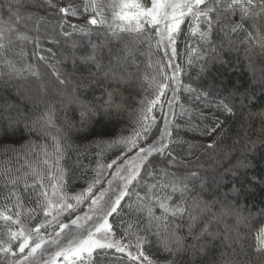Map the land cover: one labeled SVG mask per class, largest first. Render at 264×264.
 <instances>
[{"label": "snow or ice", "instance_id": "1", "mask_svg": "<svg viewBox=\"0 0 264 264\" xmlns=\"http://www.w3.org/2000/svg\"><path fill=\"white\" fill-rule=\"evenodd\" d=\"M29 5L58 8L63 16L77 15V9L58 7L55 0H44L42 4L39 0H3L0 3V72L5 78L24 72L39 75L32 65L9 58V54L23 56V46L31 42L30 28L39 24ZM89 7L93 14L88 23H105L104 19L98 21L96 18L103 16V6L91 0L90 4L86 2L85 12ZM107 7L112 9L110 35L122 42V48L109 53L108 71H104L95 51L84 58V63L94 65L97 72H103L105 80L126 82L133 74L125 66L136 63L141 45L148 43L151 47L152 40L158 38L156 46L163 47L167 58L166 65L157 62V72L162 79L153 76L148 80L153 97H145L141 101L142 107L129 135L114 142L122 146L120 154L104 163L102 152L96 153L95 166L91 168L94 175L87 181V187L78 193L68 195L64 191L68 169L61 163L65 159L62 138L53 136L52 145H37L29 141L27 151L5 148L6 159L0 164V185L3 188L0 199L4 201L0 209V264H60V258H63V264H100L109 256L114 261L126 256L129 264H177V258L187 253L189 247L196 248L201 239L214 235V224L222 223L227 217H234L237 224L246 219L239 206L241 186H235L231 194L224 196L219 191L205 193L203 188L197 190L194 185L189 186L190 178L197 173L180 176L169 170L179 159L173 149L176 141L171 126L177 116L183 117L187 113L191 118L195 112L202 117L204 110L211 109L222 113L225 118L234 117L237 103L244 109L253 105L257 97L247 90L242 92L236 85L232 91L225 86L223 92L215 85L205 90L194 88L182 81L181 77L186 72L184 66L176 61L178 37L183 33L181 25L185 23L189 25L190 38H196L198 45L189 46V67L194 61L204 60L200 53L207 49L203 45L216 52V39L220 40L221 48L238 50L237 45H240L250 61V54H254L257 48L264 53V0H150V4L147 0H111ZM149 30L153 35L148 34ZM35 55L46 62L42 53L36 52ZM212 60L223 62L219 56H213ZM113 63L123 69V74L111 67ZM152 66L149 63L148 67ZM53 74L67 89L70 78H65L55 68ZM168 91L171 92L170 97ZM181 91L198 102L194 108H186L180 102L178 93ZM162 97L168 111H163ZM158 105L163 112V127L157 123L159 118L155 115ZM21 119L24 117L18 114L9 128L14 130ZM40 119L46 125H52L50 113H44ZM213 120V126L201 133L216 136L207 144L208 149L216 147L226 123V119L221 120L215 113ZM35 130L29 129L30 132ZM133 152V156L127 155ZM33 156L35 160L30 161ZM76 163L84 168L86 174L88 166H84L82 160ZM229 170L238 174L233 169ZM249 183L255 186V179ZM85 204L87 211L83 216L77 215L82 211L80 206ZM61 217L68 222L65 223ZM26 224H34V227ZM117 227L121 228L120 233L116 231ZM49 228L56 237L51 241L45 240L43 235ZM225 228H228L227 224ZM62 234L64 241H59ZM190 240L194 241L191 245L187 243ZM240 241L238 236L233 244ZM49 244H55L57 250L50 252L45 247ZM146 244H154L157 254L165 259L158 262L147 255L144 251ZM242 252L245 256L243 264H264V229L258 232L255 244L249 243L247 251L242 249ZM116 253L121 256L116 257ZM46 254L48 258L44 259Z\"/></svg>", "mask_w": 264, "mask_h": 264}, {"label": "trees", "instance_id": "2", "mask_svg": "<svg viewBox=\"0 0 264 264\" xmlns=\"http://www.w3.org/2000/svg\"><path fill=\"white\" fill-rule=\"evenodd\" d=\"M43 2L44 0H39V3ZM55 2L58 7L77 9V15L63 16L58 12V8L29 5L39 24L30 28L28 34L31 42L23 46V56L9 54L11 59H19L24 65H32L39 75L33 76L24 72L5 78L0 72V164L6 159L5 148L17 152L27 151L30 147L29 141L37 145H52L53 136L62 138L65 144V159L61 163L68 169L64 191L73 195L87 187V181L94 175L91 168L95 166L96 153L102 152L101 159L104 163L110 162L120 154L122 146L114 142L129 135L142 107L141 101L145 97H153L148 80L153 76L158 80L162 79L157 72V62L166 65L167 58L163 47L156 46L155 40L158 38H154L151 47L148 43L140 46L135 64L125 66L127 71L133 74L131 79L121 83L105 80L104 73L97 72L94 65L85 64L84 58L95 51L104 71H108L109 53L122 48V42L110 35L109 25L113 24V19L112 9L107 5L111 0H96L98 5L103 6L104 12L102 17L96 18L98 21H105L96 25L88 23L93 9L89 7L87 12L84 10L86 2L90 4L91 0ZM0 3H3V0H0ZM147 3L150 4V0H147ZM181 27L183 33L178 37L176 62L184 66L186 75L181 77L184 83L201 90L210 89L215 85L221 92L225 86L228 91H232L233 85H236L242 92L247 90L255 93L257 99L253 105L244 109L237 103V113L234 117L225 118L222 113L211 109L204 110L202 117L195 112L191 114V118L187 113L183 117L177 116L171 126L175 131L173 139L176 141L173 149L178 153L179 159L176 166L169 170L176 171L180 176L189 172L197 173L195 177L190 178L189 186L194 185L197 190L203 188L205 193L219 191L220 195L224 196L231 194L235 186H241L239 206L246 218L239 224L234 217H227L222 223L214 224V235L201 239L196 248L189 247L187 253L177 258V264H181V261L183 264H227L229 261L233 264H243L245 256L242 249L247 251L249 243L255 244L258 232L264 229V183L261 182L264 181V53L257 48L254 54H250V61L240 45H237L238 50L221 48L220 40L216 39V52L213 53L208 45H203V48L207 49L206 52L200 53L204 60L194 61L189 67V46L198 45L196 38L189 36V25L185 23ZM148 34L153 35L151 30ZM36 52L45 55L46 62L39 60ZM213 56L221 57L223 62L213 61ZM149 63L153 65L151 68L148 67ZM111 67L123 74V69L115 63ZM53 68L63 73L65 78H70L71 83L67 89L59 84L53 74ZM167 95L171 96V92L168 91ZM178 95L186 108H194L198 103L187 92L181 91ZM161 102L164 104L163 111H168L164 97ZM46 112L52 116V125H46L45 121L40 119ZM213 113L221 120L226 119V123L223 136L217 141L216 147L208 149L207 144L216 136L201 133L213 126ZM18 114L24 119H21L13 130L9 128V124L18 118ZM155 115L159 118L157 123L163 127V112L159 105ZM31 128L36 130L30 132ZM57 129L60 131L57 132ZM37 151L40 149L37 148ZM34 160V156L30 158V161ZM77 160H82L83 165L88 166L86 174L83 167L77 166ZM253 178L255 186L249 183ZM104 186H107L106 180ZM2 190L0 185V191ZM3 204L4 201L0 199V209ZM85 206L87 205H81L80 208L83 210ZM61 219L65 223L68 222L64 217ZM116 223L118 225L119 221ZM225 224L228 225L227 229ZM26 226L34 227V224ZM116 231L120 233L121 228L117 227ZM52 232L49 228L43 234ZM238 236L241 238L240 243L233 244ZM187 243L191 245L194 241ZM144 251L158 262L165 259L157 254L154 244H146ZM115 256L119 257L121 254L116 253ZM60 264H63V258H60ZM100 264H129V261L126 256L119 261H114L113 257L109 256L102 259Z\"/></svg>", "mask_w": 264, "mask_h": 264}, {"label": "rangeland", "instance_id": "3", "mask_svg": "<svg viewBox=\"0 0 264 264\" xmlns=\"http://www.w3.org/2000/svg\"><path fill=\"white\" fill-rule=\"evenodd\" d=\"M90 17H91V16L88 17V20H89ZM169 97H170V96H169ZM166 107H167V104H166ZM133 155H134V152L129 154V156H133ZM86 211H87V206H85V207L83 208V210H82L80 213H78L77 215H81V216H83V215H84V212H86ZM81 223H83V221H81ZM56 230L59 231L58 228H57ZM67 231H68V229H65V232H67ZM43 235H44V234H43ZM61 237H63V234L59 237V239H60L59 241H64V238L61 239ZM44 239H45V240H48V241H51V240H53V239H56V237H55V233L52 232V233L45 234V235H44ZM46 246H47L48 248H49V246H50V252H55V251L57 250L55 244L45 245V247H46ZM45 258H48V256L45 255L44 259H45Z\"/></svg>", "mask_w": 264, "mask_h": 264}]
</instances>
